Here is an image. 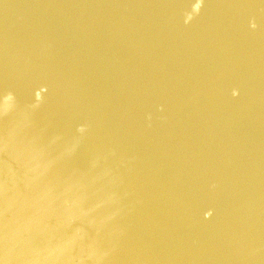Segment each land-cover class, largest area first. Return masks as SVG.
<instances>
[{"label": "water", "instance_id": "water-1", "mask_svg": "<svg viewBox=\"0 0 264 264\" xmlns=\"http://www.w3.org/2000/svg\"><path fill=\"white\" fill-rule=\"evenodd\" d=\"M0 264H264V0H0Z\"/></svg>", "mask_w": 264, "mask_h": 264}]
</instances>
